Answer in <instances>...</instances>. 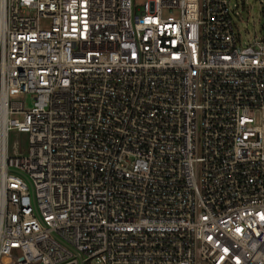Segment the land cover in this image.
<instances>
[{
	"label": "built area",
	"instance_id": "2783aa9c",
	"mask_svg": "<svg viewBox=\"0 0 264 264\" xmlns=\"http://www.w3.org/2000/svg\"><path fill=\"white\" fill-rule=\"evenodd\" d=\"M238 7L0 0V264H264V14L242 43Z\"/></svg>",
	"mask_w": 264,
	"mask_h": 264
},
{
	"label": "rangeland",
	"instance_id": "374dc122",
	"mask_svg": "<svg viewBox=\"0 0 264 264\" xmlns=\"http://www.w3.org/2000/svg\"><path fill=\"white\" fill-rule=\"evenodd\" d=\"M143 0H133L134 5ZM238 3L239 19L235 20L241 42L252 41L255 36L261 35V23L264 14V0H233ZM19 146L20 152H26V135L16 134L13 137ZM94 264V263H90Z\"/></svg>",
	"mask_w": 264,
	"mask_h": 264
}]
</instances>
